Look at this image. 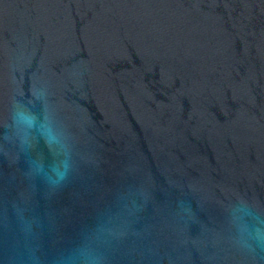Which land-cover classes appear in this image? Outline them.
<instances>
[{
    "label": "water",
    "instance_id": "95a60500",
    "mask_svg": "<svg viewBox=\"0 0 264 264\" xmlns=\"http://www.w3.org/2000/svg\"><path fill=\"white\" fill-rule=\"evenodd\" d=\"M0 264H264V0H0Z\"/></svg>",
    "mask_w": 264,
    "mask_h": 264
}]
</instances>
